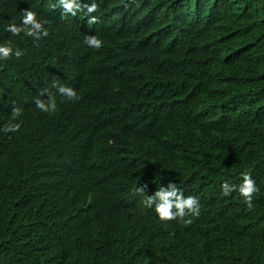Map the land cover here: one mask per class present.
<instances>
[{
    "label": "trees",
    "instance_id": "1",
    "mask_svg": "<svg viewBox=\"0 0 264 264\" xmlns=\"http://www.w3.org/2000/svg\"><path fill=\"white\" fill-rule=\"evenodd\" d=\"M102 15L97 24L105 30L90 24L64 41H19L24 55L0 61V129L13 106L23 109L20 130L0 131V264H264V217L256 209L228 225L201 215L188 226L161 222L150 208L133 215L108 190L88 186L101 177L93 141L45 137L30 122L31 103L51 80L79 75L132 86L143 92L132 110L119 108L112 89L106 99L123 117L114 161L132 171L141 149L149 179L162 168L161 184L165 161L178 158L193 173L192 192L235 166L263 182L264 198V0H112ZM165 26L174 27L172 38H162ZM87 35L102 47L86 45ZM7 39L0 24V43ZM168 54L180 66L204 64L199 82L177 102L165 101L169 78L150 82L151 59ZM73 195L109 209L114 221L62 225L66 196Z\"/></svg>",
    "mask_w": 264,
    "mask_h": 264
},
{
    "label": "clouds",
    "instance_id": "2",
    "mask_svg": "<svg viewBox=\"0 0 264 264\" xmlns=\"http://www.w3.org/2000/svg\"><path fill=\"white\" fill-rule=\"evenodd\" d=\"M111 1L0 0V24L4 25L8 36L5 43H0V61L24 55V50L16 46L19 41L29 44L59 42L77 35L90 24L103 28L97 22L104 18L102 14L107 12ZM160 31L162 38H172L174 27L165 26ZM124 37L127 41L130 39L125 34ZM84 43L90 48L100 49L103 41L96 35H87ZM145 53L139 54V57L143 59V55H150L149 50ZM151 60L155 72L150 82L153 76L170 79L169 88L164 91L167 102H177L188 94L199 82L204 68V64L194 60L180 66L173 54ZM110 89L122 111L132 110L130 107L143 99V92L132 86H117L109 81L107 87L83 76L69 75L64 79L51 80L30 107V122L43 129L45 137L62 139L75 135L95 143L96 164L101 177L89 180L90 188L99 186L102 195L108 190L110 196L133 215H141L146 208H150L159 221L182 226L190 225L199 215L228 225L231 218L249 209H256L257 217H264V198L260 193L263 182L257 183L248 171L241 168L223 167L207 177L199 191L192 192L193 173L178 158L165 161L167 181L161 184L156 182L164 176L162 168L153 179H149L147 175L152 172L151 163L141 149L133 155L140 153L143 160L132 171L114 161L112 158L120 142L116 127L122 128L120 119L123 117L112 114L106 105ZM22 113L21 107L13 106L11 119L0 131L14 133L20 130ZM75 218L99 226L114 221L109 209L95 207L90 200L78 195L66 196L62 225L71 223ZM259 232L264 234V231ZM49 252L56 253L54 250Z\"/></svg>",
    "mask_w": 264,
    "mask_h": 264
}]
</instances>
